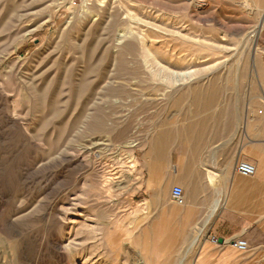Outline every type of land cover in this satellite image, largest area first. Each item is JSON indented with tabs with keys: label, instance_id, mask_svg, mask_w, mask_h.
<instances>
[{
	"label": "rangeland",
	"instance_id": "1",
	"mask_svg": "<svg viewBox=\"0 0 264 264\" xmlns=\"http://www.w3.org/2000/svg\"><path fill=\"white\" fill-rule=\"evenodd\" d=\"M263 19L264 0H0V264H140L135 155L191 94L264 116Z\"/></svg>",
	"mask_w": 264,
	"mask_h": 264
},
{
	"label": "crops",
	"instance_id": "2",
	"mask_svg": "<svg viewBox=\"0 0 264 264\" xmlns=\"http://www.w3.org/2000/svg\"><path fill=\"white\" fill-rule=\"evenodd\" d=\"M189 100L186 108L177 109L145 137L135 155L142 196L137 207L142 227L136 233L141 240L136 238L135 244L137 252L145 254L140 264L149 260L241 264L243 253L228 244L212 246L207 237L246 239L253 247L264 242L260 97L198 93ZM224 100L227 103H221ZM241 162L253 165L255 174H238ZM175 188L184 192L183 206L172 200ZM155 212L157 219L150 221L148 215ZM149 230L156 243L145 246Z\"/></svg>",
	"mask_w": 264,
	"mask_h": 264
},
{
	"label": "built area",
	"instance_id": "3",
	"mask_svg": "<svg viewBox=\"0 0 264 264\" xmlns=\"http://www.w3.org/2000/svg\"><path fill=\"white\" fill-rule=\"evenodd\" d=\"M236 172L240 175L246 176V177H251L255 174V168L253 165L247 163V162H241L240 164L237 165L236 167ZM172 200L175 204L178 206H183L185 203L184 200V192L181 188H175L172 193ZM197 242H200V236L197 237L196 239ZM205 241V240H204ZM207 241L209 242L210 245L212 246H220V239L213 237V236H208ZM223 244H228L235 248L238 252L240 253H248L250 250V244L246 239H237L233 241H226L224 240ZM202 246V245H200Z\"/></svg>",
	"mask_w": 264,
	"mask_h": 264
},
{
	"label": "bare ground",
	"instance_id": "4",
	"mask_svg": "<svg viewBox=\"0 0 264 264\" xmlns=\"http://www.w3.org/2000/svg\"><path fill=\"white\" fill-rule=\"evenodd\" d=\"M189 2H192V3H196V2H198V1H200V0H188ZM264 20V19H263ZM263 29H264V23H262V25L260 26V28H258V29H255L254 30V33L253 34H255L258 38H260V34H261V32L263 31ZM258 46H259V43H257L256 45H255V47H254V50H253V63L255 64V62H256V56H257V51H258ZM129 48H131V45L130 44H128L127 46H126V49H129ZM84 82L83 83H81L80 84V86H79V90L81 91V90H83L84 89ZM120 90V89H119ZM122 91H124V90H122ZM113 93H115V92H113ZM119 94L120 93H122V92H118ZM118 93H115V94H118ZM124 93V92H123ZM92 100V99H91ZM96 122V121H95ZM95 126H96V123L94 124ZM129 146H130V148H134L135 146H137V143L134 141V142H131L130 144H129Z\"/></svg>",
	"mask_w": 264,
	"mask_h": 264
},
{
	"label": "water",
	"instance_id": "5",
	"mask_svg": "<svg viewBox=\"0 0 264 264\" xmlns=\"http://www.w3.org/2000/svg\"><path fill=\"white\" fill-rule=\"evenodd\" d=\"M224 242V240H220V244H222Z\"/></svg>",
	"mask_w": 264,
	"mask_h": 264
}]
</instances>
